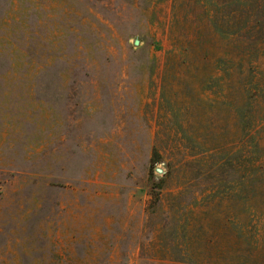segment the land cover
<instances>
[{
    "label": "rangeland",
    "instance_id": "rangeland-1",
    "mask_svg": "<svg viewBox=\"0 0 264 264\" xmlns=\"http://www.w3.org/2000/svg\"><path fill=\"white\" fill-rule=\"evenodd\" d=\"M244 9L0 0V264H264V9L218 31Z\"/></svg>",
    "mask_w": 264,
    "mask_h": 264
},
{
    "label": "trees",
    "instance_id": "trees-1",
    "mask_svg": "<svg viewBox=\"0 0 264 264\" xmlns=\"http://www.w3.org/2000/svg\"><path fill=\"white\" fill-rule=\"evenodd\" d=\"M247 10H238L233 15L228 16L229 21L224 23L223 28H218L223 34L243 36L245 32L250 31L254 22V17L260 15L264 9V0H237ZM233 21V25H230ZM264 29L263 25L261 26ZM220 29V30H219ZM233 29V30H232Z\"/></svg>",
    "mask_w": 264,
    "mask_h": 264
},
{
    "label": "water",
    "instance_id": "water-1",
    "mask_svg": "<svg viewBox=\"0 0 264 264\" xmlns=\"http://www.w3.org/2000/svg\"><path fill=\"white\" fill-rule=\"evenodd\" d=\"M136 43H139V40H136ZM159 172H162L163 170L162 169H160V168H158L157 169Z\"/></svg>",
    "mask_w": 264,
    "mask_h": 264
}]
</instances>
